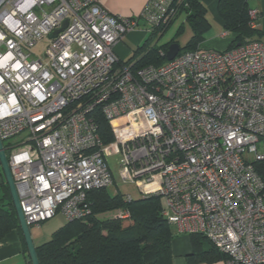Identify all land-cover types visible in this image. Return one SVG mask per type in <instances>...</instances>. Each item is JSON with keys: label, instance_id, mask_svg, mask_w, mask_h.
<instances>
[{"label": "built area", "instance_id": "2783aa9c", "mask_svg": "<svg viewBox=\"0 0 264 264\" xmlns=\"http://www.w3.org/2000/svg\"><path fill=\"white\" fill-rule=\"evenodd\" d=\"M181 1L121 16L98 0H0V140L19 205L29 226L83 219L88 191L115 182L105 153L116 147L118 180L159 197L178 233L201 234L227 264H264V182L252 163L263 158L264 41L137 69L113 51L141 23L159 36Z\"/></svg>", "mask_w": 264, "mask_h": 264}, {"label": "trees", "instance_id": "16d2710c", "mask_svg": "<svg viewBox=\"0 0 264 264\" xmlns=\"http://www.w3.org/2000/svg\"><path fill=\"white\" fill-rule=\"evenodd\" d=\"M181 10L186 13V22L191 29V35L178 53L200 49L197 46L204 40L210 27L206 18V8L199 0H182L177 14ZM217 14L223 21L224 31L232 39L224 49L246 41L259 40L261 34L259 29L249 25V8L246 0H217ZM170 22L167 24L169 25ZM168 25L160 27V32ZM151 34L155 35L154 32ZM149 40L148 37L134 47L129 58L123 63L129 64L132 69L164 63L166 59L163 53L169 44L176 41L175 38L160 45L156 42L149 45ZM96 121L101 139L104 142L110 141L112 136L108 131L106 120L99 117ZM259 143L263 158L252 163L264 182V138H260ZM106 188L99 187L88 191L89 213L83 219L65 220L47 240L35 245L39 264H168L170 262V242L175 233L161 215L160 198L151 195L128 200L127 194L123 195L117 191L111 194ZM1 190L0 240L11 230H16L26 254V261L21 264H31L5 181L2 182ZM120 210L128 211L129 215L123 218L115 216ZM190 239L196 261L227 260L226 255L219 252L201 234H190ZM203 241L210 245L207 250H202Z\"/></svg>", "mask_w": 264, "mask_h": 264}, {"label": "crops", "instance_id": "0c3cea01", "mask_svg": "<svg viewBox=\"0 0 264 264\" xmlns=\"http://www.w3.org/2000/svg\"><path fill=\"white\" fill-rule=\"evenodd\" d=\"M147 1L148 0H98L99 4L106 11H108L111 14L121 15V16L138 15ZM199 1L206 8V18L207 21L209 22L210 27L205 34L204 40L198 44L197 48H201V49L215 48L217 50H219L220 48H226L232 39L231 36L224 31L223 21L217 14V0H199ZM246 1L249 11L255 10L258 14V17L256 19V24H257L256 27L259 29L261 33L259 36V40L264 41V0H246ZM182 14L184 15V18L182 19V22H180V24L177 26L173 36L170 38V39L175 38L176 40L175 42L178 43L177 38L181 33L180 32L181 29L183 30L185 25L188 26L185 17L186 13L183 10H181L177 15H175L174 19L171 20L169 25L167 24L168 26L161 32L159 36H157V38L158 39L161 38V36L165 33V31L176 20V18ZM219 31L220 34L218 37L220 39L217 38L215 34L216 32ZM207 33L210 34L207 35ZM190 35H191V29H190ZM153 36L154 35L144 30V27L142 26L141 23L138 27L126 32L124 36L113 46V51L120 60L126 61L131 55L132 49L134 47L140 45L144 40H147L148 37L152 39ZM179 47L181 46L179 45ZM261 146L263 147L262 144ZM3 181L4 178L0 173V188L2 186ZM263 196H264V191H263ZM62 224L56 226L53 229L55 230ZM171 228L174 231L175 235L170 242L171 259L168 264H227L225 259H217L213 262L196 261V255L194 254L190 235L186 233H178L174 225H171ZM209 246L210 245L208 244V242L206 241L202 242V250H207ZM20 256L25 262L26 254L24 253L22 243L19 239V235L16 230H11L9 233L5 235L4 238L0 240V262H3L5 260H11L13 258H14L13 261L18 262L20 261Z\"/></svg>", "mask_w": 264, "mask_h": 264}, {"label": "rangeland", "instance_id": "374dc122", "mask_svg": "<svg viewBox=\"0 0 264 264\" xmlns=\"http://www.w3.org/2000/svg\"><path fill=\"white\" fill-rule=\"evenodd\" d=\"M183 18H184L183 14L178 16L176 20L170 25V27L165 31V33L161 36V38L158 39L157 35L156 36L154 35L153 38L148 41V44L151 45L154 42H156L157 45H160L168 41L173 36L177 26L180 24V22H182ZM180 32L181 33L179 34L177 41H178V44L182 46L184 45V43L188 40L190 36V29L187 25H185L184 29L183 30L181 29ZM208 34L210 33H207V35ZM215 34H216V37L219 38L218 36L220 34V31L216 32ZM41 47L42 45L38 44L33 48V51L38 54L41 52ZM214 49L215 48H213V50ZM221 49H224V48H220L219 50ZM23 137H24L23 135H17L8 140H5L4 143H7V142L20 143ZM105 154H106L105 157H106L107 164L111 172L113 173L114 181H115L114 183L107 186L106 188L107 191L111 194L116 191L120 192L123 195L129 194L133 200L141 198L142 195L134 183H123V182H120L117 178L118 149L116 147L110 148L106 151ZM1 193H2V190L0 188V195ZM63 222H64V217L60 213H58L55 216L51 217L50 219L41 223V225L38 227L30 226L29 229H30V233H31V237H32L34 245H37L47 240L50 234L52 233V231L54 230L53 228L62 224ZM13 259L5 260L3 262H0V264H21L24 262L21 256H20V261L18 262L13 261Z\"/></svg>", "mask_w": 264, "mask_h": 264}, {"label": "water", "instance_id": "95a60500", "mask_svg": "<svg viewBox=\"0 0 264 264\" xmlns=\"http://www.w3.org/2000/svg\"><path fill=\"white\" fill-rule=\"evenodd\" d=\"M64 24L65 22L63 23L62 27L64 26ZM62 27L59 28L58 30H61ZM58 30L50 33L49 37L54 36ZM179 49L180 47L177 42H172L171 44H169L167 47V50L164 53L165 59L167 61L173 59L174 56L179 52ZM0 169H1V173L4 178V181L9 190V194H10L11 201H12L15 213H16V217L19 223L21 234H22L25 246H26L29 261L31 264H39L36 251H35V245L33 243L30 229H29L30 226L26 223L22 210L20 208L19 199H18L17 192L15 189L14 181H13V178H12L9 166H8L5 149L3 147L1 140H0Z\"/></svg>", "mask_w": 264, "mask_h": 264}]
</instances>
